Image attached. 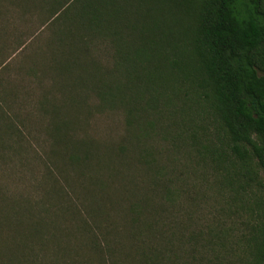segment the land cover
I'll use <instances>...</instances> for the list:
<instances>
[{
	"label": "trees",
	"instance_id": "trees-1",
	"mask_svg": "<svg viewBox=\"0 0 264 264\" xmlns=\"http://www.w3.org/2000/svg\"><path fill=\"white\" fill-rule=\"evenodd\" d=\"M5 1L11 10L0 11V69L34 46L27 73L49 82L39 101L48 123L35 139L47 146L43 157L29 155L15 102H0V154L53 159L43 183L60 205L35 203L1 181L0 264H264V0ZM15 7L17 22L32 17L38 26L28 41L17 35V44L7 26ZM106 111L120 113L122 127L102 136L91 120ZM63 127L79 128L77 140L66 141ZM160 133L182 141L215 176L236 217L232 228L210 227L204 243L160 236L152 202L141 197L130 207L128 237L110 236L120 228L100 209L115 193L136 189L126 171L133 159L149 163L148 145ZM59 176L82 188L77 201ZM78 226L83 238L72 241Z\"/></svg>",
	"mask_w": 264,
	"mask_h": 264
},
{
	"label": "rangeland",
	"instance_id": "rangeland-1",
	"mask_svg": "<svg viewBox=\"0 0 264 264\" xmlns=\"http://www.w3.org/2000/svg\"><path fill=\"white\" fill-rule=\"evenodd\" d=\"M10 10L11 9L7 6V2L5 0H0V11L10 12ZM18 13L20 14L18 7H15V12L10 13L13 20L11 24H7L9 33H14L12 40L16 44L17 35H20L23 40L27 39L28 41L30 36H32L31 31L38 27L35 25L36 20L31 19L32 17L25 18L28 19L27 21L17 22L21 18ZM21 14L23 15V12ZM10 16L8 17L9 20L11 19ZM1 23L2 22H0V25ZM16 29H18V31H16ZM33 49L34 46L30 44L24 51L16 52L7 62V66L0 69V93L5 88L13 90V92L8 94V97L0 95V102L2 103V107H6V101L13 100L15 102L17 109L14 110L18 113L17 115H19L20 120L25 121L24 124L28 136L26 137L25 134L26 139L23 141L22 145L31 143L26 146L28 147L26 150L29 152V155L35 156L36 152H38L39 155L43 157L44 154L41 148L42 146L47 148V146L44 141L39 142L35 139L36 134L40 137V134H42L40 130L48 123L47 117H45L44 113L39 108V101L43 97V89L48 88L49 82L47 84H39L37 80L27 73L29 65L31 64L27 56ZM10 50L11 53L14 52L12 49ZM2 61L0 58V63ZM91 108L94 109V106ZM122 119L120 113L113 112L112 114L106 111L104 114L93 113V119L91 121L92 125L100 130V134L105 136L106 134L109 135V133H107L109 128L115 127L120 129L122 127ZM161 126L164 127L165 125ZM160 128L161 127L157 130L159 131ZM79 132V128L75 130L63 127L59 133L66 136V141L69 142L72 140L74 142L77 140ZM74 133L75 136H71ZM120 134H122V132H120ZM160 134L161 135L156 136L151 144L148 145V149L153 152L150 159H147L149 163L146 165V161H143V164L140 162V159H133L131 162L132 167L128 168L126 171V173L129 174V179L134 182L133 187L136 189L131 188L129 191L125 190L119 192V195L115 193V197L119 199L117 198V200L113 196V201L106 205L103 203V208L100 209L107 215H104L108 219L107 224H109L110 221L112 223L116 222L120 228L119 231H114L113 234L109 232L110 236L112 238L117 236L121 238L128 237L130 207L135 202H142V200H140L141 197L142 199L147 198L149 203L152 202L150 205L154 207L156 212L153 214V223L155 228L158 229L157 234H160V236L164 235L165 237L175 238L185 237L188 239L192 235L199 240L202 236L201 243H204L208 239L207 232L210 227L217 226L223 222L227 229L232 228V221L236 217L229 215L230 211L226 203L227 199H221L218 188L215 186V176L213 177L212 174H209L207 169L197 164V159L194 157V154H190L193 151L183 148L182 141L175 142L173 136L166 137L165 134ZM41 136L43 137H41V139L45 138L44 135ZM116 138L118 139V137ZM174 139L179 140L178 138ZM53 140L54 139H52V141ZM54 141H58V139ZM32 147L35 151H33L34 149ZM24 154L23 152L19 154L18 156L20 158L15 153L12 154L11 158H9V156L3 158L0 154V182L2 181V185L10 189L12 188V193H23L24 195L32 196L35 203L45 205L46 207L59 206L60 204H58V202L48 198L47 192L51 185L43 183L47 165L53 167V159H25L22 156ZM16 159L20 160V167H18ZM22 159L28 162L25 163ZM60 165L63 166L64 163L60 162ZM54 171L55 174H58L57 170ZM72 176L74 178V174ZM104 176L108 179L106 174ZM59 179L62 185L68 188L67 190L70 195L77 201L76 192L77 190H82V188H77V182H71L72 187L65 178L59 176ZM120 181L121 180L116 182L122 184ZM152 182L159 187L156 188L153 186ZM121 187H124V185L122 184L120 188ZM167 188L174 191L176 197L170 199L166 196L163 189ZM45 189L46 192H44ZM61 211L62 209L60 206L58 213L61 214ZM127 212L128 216L126 215ZM145 221L150 220L148 219ZM126 224H128V227H123ZM80 227L81 226L74 227L75 232L70 238L72 241H76L77 238H79L80 241L82 240L83 237L82 234L79 233V230L83 232V229ZM105 232L106 231L103 230L104 234ZM200 232L202 234H200ZM84 236L87 241L90 240V235L88 233ZM103 236L102 234L101 237ZM116 240H119V238ZM1 242L3 243L5 241ZM87 254L88 256L91 255V253L88 252ZM83 255L84 258L87 257L86 253Z\"/></svg>",
	"mask_w": 264,
	"mask_h": 264
}]
</instances>
